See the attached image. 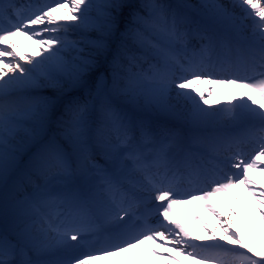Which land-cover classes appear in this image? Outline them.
Segmentation results:
<instances>
[{
  "label": "snow or ice",
  "instance_id": "snow-or-ice-1",
  "mask_svg": "<svg viewBox=\"0 0 264 264\" xmlns=\"http://www.w3.org/2000/svg\"><path fill=\"white\" fill-rule=\"evenodd\" d=\"M262 233L264 0H0V264H264Z\"/></svg>",
  "mask_w": 264,
  "mask_h": 264
},
{
  "label": "bare ground",
  "instance_id": "bare-ground-1",
  "mask_svg": "<svg viewBox=\"0 0 264 264\" xmlns=\"http://www.w3.org/2000/svg\"><path fill=\"white\" fill-rule=\"evenodd\" d=\"M56 2H57V0H17V3L19 5L32 4L34 6H40V7H43L44 5H54ZM169 2L170 3H176L177 0H169ZM186 2L190 3V4H197L199 2V0H186ZM221 2L226 4V5L231 6L234 3V0H221ZM232 10L234 11V13L236 14L237 17H240V18L244 17V12L239 7H234V8H232ZM243 27H244V34L250 36L252 33L249 32V30L253 28L252 19H250V18L245 19ZM45 35H47V34H45ZM78 35H79V33L76 31L69 33V37L73 38V39H74V37H77ZM192 40L194 42H197L195 37H193ZM20 43H21V49L22 50H26L29 55H34V47H35L34 45H32L29 41L23 40L22 38H20ZM25 67H27V65H25ZM199 87L205 88V87H209V86L200 85ZM226 91L227 90H225V89H219V88L215 90V92L211 98L214 107H219V106L223 105V102L225 101L226 97L222 93H224ZM45 94L52 95L53 91L51 89L45 90ZM217 101H219L220 103L216 104ZM204 107H207V106H204ZM150 118L153 120L160 119L161 122H164V118H159L155 114H152ZM54 127L55 126L53 125L48 129L49 135L52 134V132H50V131H54L55 133L59 132V129H57L56 127L54 128ZM254 178H257V177H254ZM237 191H239V194L241 196V203L240 204H234L233 206L236 208L238 215H240L242 219L246 220L247 216H246L245 208H247L249 214H251L253 216L255 215V213L252 211L253 205L251 203V200L248 198L247 193L244 192L242 186ZM221 210L224 211L225 213L227 212V207H226L225 203H223L221 205ZM186 214H188V212H182L181 213V219ZM200 216L209 226H213L215 224V221L213 220V218L211 216H209L207 214H200ZM189 219L190 218H184V221L187 222ZM257 219H258V217H257ZM154 221H155V218H153V222ZM186 227L194 235H202L203 234L199 225H197L195 223H186ZM217 235H219V233H217ZM261 238L264 239V233L261 234ZM139 258L145 260L147 262V264H159L161 262V261H158L156 259L154 260L151 256H149L147 254L146 248L144 249L143 256L139 257Z\"/></svg>",
  "mask_w": 264,
  "mask_h": 264
},
{
  "label": "rangeland",
  "instance_id": "rangeland-1",
  "mask_svg": "<svg viewBox=\"0 0 264 264\" xmlns=\"http://www.w3.org/2000/svg\"><path fill=\"white\" fill-rule=\"evenodd\" d=\"M167 2H169V0H167ZM74 38H76V37H74ZM81 93H78L77 95H80ZM53 126V125H52ZM55 126V125H54ZM55 128V127H54ZM50 132H52V133H55L54 131H50Z\"/></svg>",
  "mask_w": 264,
  "mask_h": 264
}]
</instances>
